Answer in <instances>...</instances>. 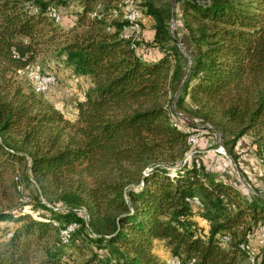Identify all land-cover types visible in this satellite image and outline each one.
Instances as JSON below:
<instances>
[{
	"label": "trees",
	"instance_id": "trees-1",
	"mask_svg": "<svg viewBox=\"0 0 264 264\" xmlns=\"http://www.w3.org/2000/svg\"><path fill=\"white\" fill-rule=\"evenodd\" d=\"M78 1L65 28L49 9L69 0H0V202L19 195L0 206V264H72L73 249L76 264H264V245L253 259L245 247L263 191L188 155L211 125L237 163L252 133L264 163V0H141L151 57L121 35V0ZM177 3L190 55L171 27ZM44 54L91 80L74 117L28 83Z\"/></svg>",
	"mask_w": 264,
	"mask_h": 264
},
{
	"label": "rangeland",
	"instance_id": "rangeland-1",
	"mask_svg": "<svg viewBox=\"0 0 264 264\" xmlns=\"http://www.w3.org/2000/svg\"><path fill=\"white\" fill-rule=\"evenodd\" d=\"M137 3L142 4L141 0ZM61 14V25L65 28L73 27L76 23L73 21L78 18V12L81 3L78 0H69L68 3L57 4ZM181 3H177V18L172 19L171 27L176 29L178 35L183 39L180 44L186 50L185 45L193 48L194 45L187 37L183 22L181 19ZM74 27H78L75 25ZM155 31L152 27V18L147 14L142 29L138 34L139 50L146 56H154L159 53V47L154 44ZM41 66L43 73H52L56 75V82L52 83L48 90L40 94L52 101L57 107L62 109L68 116L74 117L76 111V102L84 99L86 91L92 85L91 80L87 76H76L72 71L61 63H58L51 55L44 54L40 56L36 62ZM26 74V73H25ZM28 74V73H27ZM26 74V75H27ZM29 76V75H28ZM26 77V76H25ZM31 85L30 77H26ZM31 81V82H30ZM211 125L207 128L202 127L201 130L193 134L190 140L193 143V150L200 151L201 160L207 169L213 171L217 175L224 178H231L245 193H264V163L256 152V146L253 142L252 133L244 135L237 144L239 153V163L228 156L223 149V137L220 132L212 130ZM192 150L189 152L190 155ZM233 161H232V160ZM259 189L260 191H257ZM19 201L18 192L14 189L9 192L7 197L1 196L0 206ZM36 214V212H34ZM201 224L208 228L209 223L206 219L200 218ZM264 223V222H263ZM250 243L258 250L256 241L250 237ZM262 245L259 242V246ZM159 254L168 257V253L164 248H160ZM80 256L75 249L72 250L70 262L76 264L81 261ZM253 261V260H252ZM175 263V259H174Z\"/></svg>",
	"mask_w": 264,
	"mask_h": 264
},
{
	"label": "built area",
	"instance_id": "built-area-1",
	"mask_svg": "<svg viewBox=\"0 0 264 264\" xmlns=\"http://www.w3.org/2000/svg\"><path fill=\"white\" fill-rule=\"evenodd\" d=\"M120 7L123 12L124 18L128 20V22L124 25L121 35L129 39L131 41V45L137 48L138 47V44H137L138 34L141 31L142 22L146 18L144 11L142 10L141 7H139L137 0H121ZM114 10L115 12L117 11L116 8ZM49 13L56 21L61 22L62 14L58 6L51 5L49 9ZM90 14L92 16H98V17L102 16V14L98 10H93ZM73 23H76V21L74 20ZM20 71H23V69H20ZM24 71L28 73L34 87L38 91L44 92L49 89L52 83L56 82L55 74L43 73L41 70V66L34 62L27 65ZM193 152L194 150H192L191 154ZM16 178L18 180V185H17L18 188L23 189L24 184L19 180V176L17 175ZM194 203L197 205H200L198 202L194 201ZM58 207L59 206H55V208H58ZM54 223L57 225H60L59 221L57 220H54ZM78 226H79L78 222H72L66 226H60L61 240L68 241L72 235V232ZM253 238L255 239L256 245L258 248L259 240H264V223L263 222H259L255 226V232H254Z\"/></svg>",
	"mask_w": 264,
	"mask_h": 264
},
{
	"label": "bare ground",
	"instance_id": "bare-ground-1",
	"mask_svg": "<svg viewBox=\"0 0 264 264\" xmlns=\"http://www.w3.org/2000/svg\"><path fill=\"white\" fill-rule=\"evenodd\" d=\"M195 202H198V201H195ZM199 203V202H198ZM200 204V203H199ZM255 232V230H254ZM254 232L250 235V237H253L254 235ZM260 244L264 245V240H259ZM244 247V246H243ZM245 247L249 250V253L251 255V259L254 258L255 256V252H256V249L255 247L250 243V244H247L245 245ZM175 264H180V261L178 259L175 260Z\"/></svg>",
	"mask_w": 264,
	"mask_h": 264
},
{
	"label": "water",
	"instance_id": "water-1",
	"mask_svg": "<svg viewBox=\"0 0 264 264\" xmlns=\"http://www.w3.org/2000/svg\"><path fill=\"white\" fill-rule=\"evenodd\" d=\"M174 4H175V3H174ZM175 17H176V12H175V5H174V6H173V18L175 19ZM178 43L180 44V41H179V40H178ZM180 46H181V44H180ZM181 48L184 50V47H183V46H181ZM184 51H185L188 55H190V53H189L187 50H184ZM183 82H184V80H183ZM183 82L181 83L179 89L181 88ZM223 149H224L225 153H226L228 156L232 157V155L227 151V149H226L224 143H223ZM232 159L234 160L233 157H232ZM232 159H231V160H232ZM233 160H232V161H233Z\"/></svg>",
	"mask_w": 264,
	"mask_h": 264
}]
</instances>
